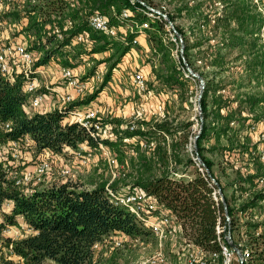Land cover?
I'll return each mask as SVG.
<instances>
[{
	"label": "trees",
	"instance_id": "obj_1",
	"mask_svg": "<svg viewBox=\"0 0 264 264\" xmlns=\"http://www.w3.org/2000/svg\"><path fill=\"white\" fill-rule=\"evenodd\" d=\"M219 1L221 10L213 13V18L205 16L210 31L214 30L220 37L216 42L220 45H214L216 48L210 52L203 48L204 41L200 38L190 41L180 27L174 26L184 43L181 52L184 61L192 68L196 60L204 61L205 66H215L219 72L230 62L241 59L247 79L264 78V45L259 42L260 33H264L261 3L254 0ZM0 2L3 4L0 21L21 24L20 30L27 37L24 41L26 49L34 57L33 67L53 62L60 67L74 68L82 60H93L92 53L104 51L109 52L105 61H111L99 89L90 96L74 99L64 109H35L30 113L24 108L28 99L23 89L26 79L21 74L9 77L0 72V144L28 136L30 146L36 152L60 155L65 152V147L71 150L80 145L96 148L101 142L117 154L124 168L112 179L100 173L97 179L89 181L90 187L61 181L25 191L23 184L17 185L8 177L0 161V206L4 202L11 203L9 212H3L0 220V249L7 248L18 259L0 252V264H116L121 244L112 245L108 257L100 256L94 249L113 233L156 244L155 235L144 225V215L139 217L126 205L115 204L107 192L111 189L114 194L127 193L136 188L155 199L156 208L151 214L163 209L174 216L181 228L180 241H189L205 251L218 249L215 226L228 227L227 215L232 241L238 244L244 240L250 249L247 264H264V228L258 231L264 222H246L247 237H238L239 217L264 211V183L258 182L264 179V165L254 155L257 143L250 144L246 136L242 139L239 135L246 121L264 122L263 90L226 93V83L207 78L200 72L205 81L198 100L202 118L193 139L188 136L190 121L174 123V119L166 115L158 119H135L132 129L131 120L124 121V125L119 118L102 120L103 124L112 125L113 137L92 136L85 127L70 119V115L103 88L114 65L130 50L132 39L139 32L136 25L147 22L148 40L161 47L160 31L166 20L148 16V3L144 0ZM200 8L199 3L189 5L188 1L182 0L175 11L201 16ZM124 9L130 12L129 16L118 18ZM94 12L107 16L111 25L125 24L126 33L113 38L92 29L88 18ZM166 15L173 23L174 14L166 12ZM77 34L86 35V40L72 44ZM99 62L93 63L86 74H92ZM183 68L179 59L177 63L170 62L163 73H155L165 86L182 88L188 81L182 73ZM242 79H239L238 88H246ZM124 138L130 141H124ZM189 143L191 154L187 150ZM215 150L225 154H246L251 162L244 167L233 165L234 176L227 184L231 189L229 194L213 170V159L205 156V151ZM185 173L187 176L183 175ZM218 187L222 196L215 200L212 191ZM18 218L30 229L29 233L17 238L4 236L9 225L18 224ZM235 231L237 238L232 234Z\"/></svg>",
	"mask_w": 264,
	"mask_h": 264
},
{
	"label": "rangeland",
	"instance_id": "obj_2",
	"mask_svg": "<svg viewBox=\"0 0 264 264\" xmlns=\"http://www.w3.org/2000/svg\"><path fill=\"white\" fill-rule=\"evenodd\" d=\"M144 1L148 3L149 7H153V9L159 10L164 14H166V12L174 14L172 25L180 27L190 41L199 38L204 41L203 48L207 50V52H210L211 49H215L216 47L214 45H220L219 43H216L220 37L214 30L210 31L209 24H206L205 22V16L213 18V13L221 10L222 5L219 0H186L189 5H194L196 3L200 4L202 18L201 16H196V14L189 15L187 12L177 14L175 7H177L182 0ZM254 1L261 3L260 10L264 16V0ZM2 9L3 4L0 2V12ZM147 28L148 25L146 27L142 26V28H137L139 29V32L136 36H134L137 38V41L135 43L132 42L130 50L126 52L121 60L114 65L111 70L110 78L105 83L103 88L97 92V95L87 103H83L79 106L80 112L81 110H85L87 108H98L100 111V121H108L113 118H119L123 121V125L124 121L127 122L133 119H158L166 115L169 116V119H174V123H184L190 121L191 124L188 127V136L190 139H193V134L198 132L199 120L202 118L198 100L202 90L201 87L204 85L205 81L200 76V72L205 74L207 78H214L215 80L221 79L223 83H226V93H243L247 90L264 91V78L247 79L244 76L243 61L241 59L237 62H230L226 69L223 71L220 70L219 72H217V67L205 66L204 61L196 60L192 65L193 68L196 69L189 67L191 72L185 69L182 70L184 77L188 79L184 87L170 88L165 86L159 78H157L155 72L163 73L166 66L169 65L170 62L177 63L180 59L183 63L184 60L182 56L180 57L181 53H179V50L177 51V44L173 40L176 33L171 30L172 27L166 21L163 31H160L163 38V45L159 47L152 44L148 40ZM20 29L21 24L18 22H12L9 20L0 21V40L10 42L17 41L25 44L24 41H26L27 37ZM126 29L125 24L120 26L116 37H121L123 33L125 34ZM178 37L180 39L179 42L181 43L182 37ZM209 37H211V40L208 42ZM259 42L264 45V33H260ZM209 43L211 44V47L208 46ZM191 51L194 53L195 49H191ZM221 51H223V49H221ZM108 55V51L92 53L91 57H93V60H82L84 62L81 61L77 65L75 68L76 75L83 80L91 76V74H86L87 69H89L93 63L96 64V61H100L97 63L95 69V71L99 72V79L93 82L81 96H77L75 99H85V97L90 96L99 89L103 76L111 63V61H105ZM61 68L62 67L59 65L51 62L47 65L39 66L36 73L31 74L37 77L38 88L40 91H45V93L48 94L47 96L49 100L56 98L55 95H52V98L49 97V93H51L49 88L64 86V81L61 78ZM138 71L142 73L144 79L142 88H137L132 83V75ZM242 77V83L243 85H246V88L237 87L239 79ZM258 83L260 84L259 86ZM53 102L54 105H56L55 101ZM24 108L27 112L29 111L26 105ZM70 119H74L72 114L70 115ZM108 130L113 132L112 125L108 128ZM239 135L242 139L246 136L247 139L250 140V144L257 143L261 144V147H264L262 145L264 143V122L254 123L253 121H246V124L240 128ZM19 144L20 149L18 152L16 151V156L14 157L11 153L6 152L5 147L0 148V157L3 156V159L0 160L7 165L9 163L15 165L13 169L17 170V172H20L21 170L30 171L35 163L40 159L49 160L48 171L42 174L39 179H37L36 176L28 175V178L24 180L23 185L25 187V191H28L33 187H47L53 183L61 181H71L72 183H77L81 187H90L89 181L97 179L100 173H103V175L106 176L109 175L112 179L113 177H116L119 170L124 171L123 166L120 165L118 161L117 154L114 155V153H112V151L108 148L107 150L109 151V154L107 153V155L104 154L103 156H100V151L95 150V156L90 160L89 164L82 165L74 156V150H71L68 147L64 148V153L60 155H53L48 151H41V153L36 152L35 148L31 147L30 144H26L24 139L19 141ZM78 148L86 149L88 147L86 145H80ZM187 150L189 154H191V143L188 144ZM254 155L257 156V153L255 152ZM205 156L213 159V170L218 176L220 182L224 185V191L228 194L231 189L227 184L234 176L235 166L233 165H240L244 167L250 162L246 154H225L221 153L220 150H215L214 152L205 151ZM65 166L70 167V174L60 175V169ZM14 175H17V173ZM183 175L187 176L186 173ZM236 194H238V192ZM10 208V202L2 203L0 206V220H2L3 212H9ZM17 220L18 224L9 225L5 229L4 236L17 238L29 233V230L27 226H25L22 219L18 218ZM261 221L264 222V215L262 212L258 211L250 217L240 216L238 220V237L242 239L247 237L245 234L246 222L250 223ZM263 228L264 225L261 226L258 231ZM232 234L235 238H237L236 231ZM115 242H119V244H121L118 246L116 264H154L150 263L152 255H154L158 249L154 241L142 242L130 240L123 235L113 233L104 239L102 245H95L94 249L96 252H100V256L108 257L111 251L110 249H112V245H115ZM181 246L182 241L179 240L177 233H173L171 236L167 237L164 241V248L162 249L161 247L165 260L160 264H178L177 252ZM0 252L18 261L17 257L13 256L7 248L0 249Z\"/></svg>",
	"mask_w": 264,
	"mask_h": 264
},
{
	"label": "built area",
	"instance_id": "obj_3",
	"mask_svg": "<svg viewBox=\"0 0 264 264\" xmlns=\"http://www.w3.org/2000/svg\"><path fill=\"white\" fill-rule=\"evenodd\" d=\"M148 7V12L146 14L150 17L156 18H164V13L159 10L153 9V7ZM130 12L124 9L118 18L129 16ZM156 14V15H154ZM89 26L108 37L119 38L116 37L117 31L120 26H114L109 23V19L104 14L99 12L92 13L88 18ZM147 22L142 23L140 25H136V27L142 28V26L146 27ZM132 29V26H130ZM58 30L56 29V32ZM124 35V33H123ZM61 37V35H58ZM86 40V35L77 34L72 39V44L78 43ZM173 40L177 44V51L181 53V43L179 42V37L175 35ZM137 38L134 37L132 42L135 43ZM182 56V54H181ZM34 57L30 51L26 49V44L20 42H10V41H2L0 40V72L4 75L12 77V75L21 74L25 79L26 83L24 85V91L28 94V99L26 102V106L29 111H33L35 109H42L43 111L49 110L51 108L57 107L58 109H64L68 103L75 99L77 96H81L84 91L95 81L99 79V72L95 71L91 76L87 79H81L76 75L75 68L62 67L61 68V78L64 81V86L67 90H55L53 88H49L51 93H49V97L52 98V95L56 98L52 99L51 104H48V94L40 91L38 88L37 77L35 75H31L32 73H36L38 67H33ZM184 64V63H183ZM185 70L187 68L184 65ZM188 71V70H187ZM143 75L140 71L134 73L132 75V83L137 88L143 87ZM202 85L201 88H203ZM51 94V95H50ZM56 105H54V102ZM28 111V112H29ZM30 113V112H29ZM100 111L98 108H87L85 110L74 111L72 113V117L74 120L81 124L92 136L103 137H113V132L109 131L108 128L111 126L110 124H103L100 121ZM131 120L130 129L134 128L133 121ZM110 125V126H109ZM25 140L26 144H30L31 140L28 136H24L18 140L7 141L6 143L0 144V148L6 149V152L11 153L12 156H16V151L20 149L19 141ZM124 141H129L128 138H124ZM190 144V143H189ZM100 151V156L104 154H109L107 148L99 142L96 148H78L74 150V156L77 158V161L82 165L89 164L90 160L95 156L94 151ZM102 151V152H101ZM257 157L259 161H261L264 165V147H257L256 150ZM3 159V156L0 157ZM2 161V160H0ZM198 165L199 163L196 162ZM4 169L7 171L8 177L14 180L15 184L20 185L24 183V180L28 178V175L36 176L37 179L46 173L49 169V160L48 159H40L35 163L33 168L28 171H20L13 169L15 165L9 163L8 165L2 161ZM60 175H69L70 167L65 166L60 169ZM17 173V175H14ZM259 183H264V179H259ZM108 194L112 195V199L115 204L126 205L128 209L133 212L135 215L143 217V222L146 227H148L156 237V245L158 249L152 255L150 259V263H162L165 260L163 252L161 250L164 248V241L167 237L171 236L173 233L180 234L181 228L180 225L175 221L174 216L169 215L167 211L160 209L157 213L151 214V210L156 208L155 199L145 193L140 189H134L132 192L127 193H119L114 194L111 189H107ZM212 195L215 200L220 197V192L218 188H214L212 191ZM264 215V211L262 212ZM227 225L220 226L216 224V234L218 241V249L212 251H205L200 246H195L191 242L184 240L182 241V246L177 252V261L178 264H244L248 263L250 258V249L246 246L244 240H240L238 244H235L229 232V217L226 215ZM30 230V229H28ZM224 234L221 236V233ZM230 243H234L236 249L233 248ZM115 245H119V242H115Z\"/></svg>",
	"mask_w": 264,
	"mask_h": 264
},
{
	"label": "water",
	"instance_id": "obj_4",
	"mask_svg": "<svg viewBox=\"0 0 264 264\" xmlns=\"http://www.w3.org/2000/svg\"><path fill=\"white\" fill-rule=\"evenodd\" d=\"M164 18H165V20L170 24V26L172 27L171 30H173V31L176 33V35L181 36L180 33L177 32V31L175 30L174 26L172 25V22L169 20V18H168V16H167L166 14H164ZM183 47H184V43L181 41V48H183ZM181 52H182V51H181ZM183 63H184V65H185V67L187 68V70H188L189 72H191V69L189 68L188 64H187L184 60H183ZM191 74H192V73H191ZM200 163L203 165V163H202L201 160H200ZM205 170H206L207 175L210 176L211 174H210V172L208 171V169L205 168ZM218 189H219L220 195L222 196V193H221L220 187H218ZM230 245H231L233 248L236 249V246H235L234 243H230Z\"/></svg>",
	"mask_w": 264,
	"mask_h": 264
},
{
	"label": "crops",
	"instance_id": "obj_5",
	"mask_svg": "<svg viewBox=\"0 0 264 264\" xmlns=\"http://www.w3.org/2000/svg\"><path fill=\"white\" fill-rule=\"evenodd\" d=\"M55 87H57V88H54V87H52L53 89H55V90H67V88L65 87V86H55ZM51 102H52V99H50V100H48V104L50 103L51 104ZM263 146H264V143L262 144ZM261 147V144H257V147Z\"/></svg>",
	"mask_w": 264,
	"mask_h": 264
}]
</instances>
